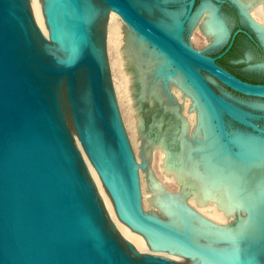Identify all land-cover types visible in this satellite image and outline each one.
<instances>
[{"label":"water","instance_id":"1","mask_svg":"<svg viewBox=\"0 0 264 264\" xmlns=\"http://www.w3.org/2000/svg\"><path fill=\"white\" fill-rule=\"evenodd\" d=\"M196 2L0 0V264H256L252 257L229 258L198 246L146 215L138 167L109 81L104 9L118 14L141 41L167 59L172 66L168 76L175 71L183 74L210 114L225 151L241 156L238 135L264 144V128L218 94L205 74L236 93L263 100L264 84L239 79L218 65L217 58L185 41L199 10ZM204 2L218 11L217 3H230L264 49L240 5L233 0ZM154 8L184 12L173 29L150 15ZM42 15L43 31L52 30L48 48L35 29ZM168 113L162 107L151 130ZM172 115L163 128L171 139L178 135L170 126ZM70 136L97 181L116 228L144 241L147 256L110 233H116L115 227L105 220ZM241 222L236 217L228 224L236 227Z\"/></svg>","mask_w":264,"mask_h":264},{"label":"bare ground","instance_id":"2","mask_svg":"<svg viewBox=\"0 0 264 264\" xmlns=\"http://www.w3.org/2000/svg\"><path fill=\"white\" fill-rule=\"evenodd\" d=\"M164 1L179 3L182 0ZM233 1L240 5L244 14L252 20L257 35L264 43V0ZM208 5L212 6L213 10ZM147 6L151 7L149 4ZM183 12L184 8H181L171 13L160 12L158 15L161 16L159 18L166 19L165 23L168 27L175 29L178 18ZM204 12L210 13V16L213 15V17L205 20L203 29L211 41L218 43L224 38L225 26L219 18L216 5L204 2L190 26L197 25L199 26L198 28H202L198 22ZM214 15L222 24L216 20ZM116 22H123V20L113 11L107 13V10L104 9L102 31L106 45H109L106 27L109 28ZM124 25L126 24L124 23ZM127 28L129 27L127 26ZM35 29L45 43L46 48H48L52 30L45 29L43 31V15ZM134 40L137 44L145 48L148 47L146 42L139 41L135 37ZM129 50L134 51L135 56L138 57L136 54V50L139 51L137 45L132 46ZM148 53L151 56L145 53L146 55L140 54L142 56L140 58H142L143 62L146 61L153 66L154 86L151 89L150 84L148 88L146 87L147 90L144 88L139 89L137 87L138 79L135 68L132 66L128 68L127 78H129L133 111H136L138 103L135 95L140 93V100L147 99L151 104L159 102L162 104V102L167 101V106L162 105L170 112L168 114L171 116L178 109L176 108L175 110V107L170 106L168 103L169 99L166 91L170 90L177 95L183 106L190 107L189 112L191 115L182 119L180 124L182 129L177 128L178 135L176 138L171 139L163 132L165 119L170 118V116H166L165 119L160 117V120H156L153 125L154 129L152 131L155 138L147 141L146 152L151 147L158 150L166 180L177 184L180 187V193L172 194L166 191L160 182L151 177L150 186L152 181L156 185L154 195L157 200H155V204L161 209L163 216L154 212L146 213V215L161 221L165 227L182 235L198 246L218 251L229 258L252 257L256 259V264H259V261L264 259V144L258 140L238 135L236 141L241 145V156L236 157L225 151L223 145L220 144L219 136L214 130L210 114L183 74L180 71H175L173 76H168L172 74V66L169 65L167 59L154 49L148 51ZM205 76L207 79L216 80L209 74H205ZM155 88L160 90L154 92L153 89ZM111 89L114 101H116L115 97H118V95L114 85L113 87L111 86ZM151 90H153L152 93ZM252 107L264 110V105L262 104L255 103ZM137 119L139 131L143 126V122L138 115ZM70 139L78 153L86 176L100 201L105 220L108 224L115 227L117 235L125 246L131 247L140 256H147L145 253L146 248L142 245L144 241L141 242V240L122 235L116 228L109 205L97 181L71 136ZM171 142L175 145L178 143V145L172 147ZM156 193H161L165 198L159 195L157 197ZM187 200L191 204L193 203L199 211L207 212L208 216L218 223H212L199 214L191 212L185 204ZM236 217H240L242 222L236 227L229 226V221L232 220L231 222H234L233 218Z\"/></svg>","mask_w":264,"mask_h":264},{"label":"rangeland","instance_id":"3","mask_svg":"<svg viewBox=\"0 0 264 264\" xmlns=\"http://www.w3.org/2000/svg\"><path fill=\"white\" fill-rule=\"evenodd\" d=\"M154 1H158L160 3L165 2L164 0ZM202 3L203 0H197L196 7L200 8ZM217 5L220 6L218 13L225 21L229 34L227 40H225L220 49L216 51H211L208 49V44L210 41H207L208 37L203 28H198L199 26L197 25L189 27L188 32L184 37L185 41L194 49L203 52L210 57H216L221 54L228 46V39L230 38V36H232L238 29L244 30L248 35L240 33L239 36H237L235 48L226 58L222 59L221 62L223 65L228 67L231 72H233L240 78L251 83L264 84V51L261 49V47H258L257 44L253 43V41L250 40L249 36L255 38V36L253 35L254 33L249 28V26L242 21L237 9L227 7L225 3H217ZM177 9L178 8H172L170 9V11H176ZM158 11L160 10L154 8L153 10H150V15L154 18L165 21L166 19L164 20L163 18H159L161 16L158 15V13H160ZM254 20L256 21L257 19ZM116 23L111 25L109 28L106 27V35L109 45H106L105 43V54L109 81L112 87L114 85L115 91L118 95V97L115 95L116 108L119 113L131 151L133 153L135 165L138 167L142 209L145 213L154 212L163 216V212L155 204V200H157L155 199L154 195L156 185L155 182L152 181L150 186L151 177L160 182L165 187L166 191L172 194H179L180 187L177 184L166 180L167 178L161 166L162 161L160 159V155L158 154V150L151 147L150 150L146 152V147L148 145L147 141H150L152 139L154 140L155 138L154 133L151 130V123L153 121V118L154 116H158L162 113V107L164 108L163 105H166L167 101L162 102L163 105L161 104V102H159L154 106L151 105V103L147 99L140 100V93H137L135 97L137 98L138 103L136 111H133L132 100L130 98V84L128 82L129 78H127L128 68H130V66L135 68L134 70H136L135 72L138 79L137 87L139 89L144 88L147 90L149 84L151 89L154 86L153 66L146 61L143 62L142 58H140L142 57L140 54L144 55L146 53L147 55L151 56L148 51L153 50V48L148 45V47H146L148 50L147 51L144 46L137 44V42L134 40L135 37L140 41L138 36L130 28H127V26L124 25L123 22ZM134 45H137L138 47L139 51L136 50V54L138 55V57L135 56L134 51L132 52L131 50H129ZM147 74L149 75V78ZM156 77L160 79L159 76L156 75ZM208 81L218 94L225 97L228 101L252 115V117H254V122L258 124L259 127L264 128V110L255 109L252 107V105L255 103L264 105L263 99L236 93L212 78H208ZM170 89L172 90L171 87ZM153 90L155 92L160 89L155 88ZM153 90H151V93ZM166 92L169 99L167 100L170 106H174L175 110L176 108L178 109V111L176 110V113H173L172 115L173 119L171 120L170 126L182 129L180 125L181 119L179 118V116H182V118L189 117L191 115L189 112L190 107H185V105L183 106V103H180L181 101L178 100L177 95L173 91L171 92L170 90H167ZM157 106H161V108H158ZM137 115L143 122V126L139 129V131L137 125ZM167 126L168 124L164 125V129ZM234 128H236V126H234ZM156 195L157 197L161 196L162 198H165V196H163L161 193H156ZM185 204L188 206L191 212L199 214L207 220H210L212 223H218L214 219L210 218L207 212L204 213L196 209L195 205L193 203L192 205L188 200L185 202ZM233 219L235 220L236 218ZM230 222L231 221H229V223ZM110 233L116 239H118L122 245H124L123 241L120 240L117 233ZM142 245L146 248L144 242H142Z\"/></svg>","mask_w":264,"mask_h":264},{"label":"flooded vegetation","instance_id":"4","mask_svg":"<svg viewBox=\"0 0 264 264\" xmlns=\"http://www.w3.org/2000/svg\"><path fill=\"white\" fill-rule=\"evenodd\" d=\"M204 4V3H203ZM202 4V5H203ZM226 4V6L227 7H230V8H235V7H233L230 3H225ZM201 5V6H202ZM209 6V5H208ZM210 7V9L212 8V6H209ZM236 9V8H235ZM212 10H213V8H212ZM218 15H219V13H218ZM212 18L213 17V15L212 16H210V13H207V12H204L203 14H202V18H201V20L198 22V24L203 28V25H205V20L206 19H208V18ZM214 17H215V15H214ZM216 18V17H215ZM219 18H220V20L221 21H223V23H224V26H225V28H224V38L221 40V41H218V43L217 42H213V41H211L210 40V38L208 37V40L207 41H210L209 42V46H208V49L209 50H211V51H216V50H218V49H220V47L222 46V44L225 42V40H227V38H228V28H227V25H226V23H225V21L222 19V17L219 15ZM216 20L217 21H219V23H221L222 24V22L220 21V20H218L217 18H216ZM204 30V29H203ZM240 33H244V34H247L244 30H242V29H238L232 36H230V38L228 39V46L224 49V51L221 53V54H219L218 56H216V57H212V58H217V64L218 65H220L222 68H224L225 70H227L228 72H230L231 74H233L234 76H236V77H238L239 79H241V80H243V81H245V82H248V81H246V80H244V79H242V78H240L239 76H237L236 74H234L233 72H231L230 70H229V68L228 67H226L225 65H223L222 64V62H221V60L222 59H224V58H226L232 51H233V49L235 48V43H236V41H237V36H239V34ZM248 35V34H247ZM254 36H255V34H253ZM249 38H250V40L251 41H253V43H255V44H257V46L258 47H261V49L264 51V49H263V47L261 46V44L259 43V41L257 40V38H256V36H255V38H253L252 36H249ZM210 57V56H209ZM248 83H251V82H248ZM252 84H255V83H252Z\"/></svg>","mask_w":264,"mask_h":264}]
</instances>
